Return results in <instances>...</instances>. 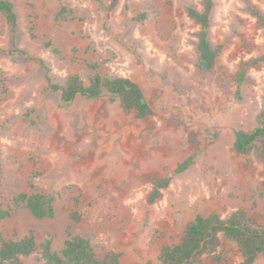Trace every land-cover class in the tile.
I'll list each match as a JSON object with an SVG mask.
<instances>
[{
    "label": "rangeland",
    "instance_id": "374dc122",
    "mask_svg": "<svg viewBox=\"0 0 264 264\" xmlns=\"http://www.w3.org/2000/svg\"><path fill=\"white\" fill-rule=\"evenodd\" d=\"M10 1L17 29L0 13V49L14 39L61 85L75 73L87 83L92 63L103 75L130 77L152 113H126L106 93L66 103L38 61L0 54V209L12 212L0 219L4 238L32 231L59 251L71 224L99 258L114 251L121 264H159L161 247L177 244L197 214L226 218L243 208L264 224V163L233 147L237 129L264 121V27L249 10L264 13V0H214L210 40L222 49L212 74L196 67L199 26L187 12L200 0ZM252 58L237 86L238 69ZM169 176L148 202L153 179ZM21 191L53 195L55 216L33 217L14 200ZM240 260L237 244L221 235L200 264ZM23 262L45 264L38 250ZM254 264H264V254Z\"/></svg>",
    "mask_w": 264,
    "mask_h": 264
},
{
    "label": "trees",
    "instance_id": "16d2710c",
    "mask_svg": "<svg viewBox=\"0 0 264 264\" xmlns=\"http://www.w3.org/2000/svg\"><path fill=\"white\" fill-rule=\"evenodd\" d=\"M214 8V0H200V8L191 6L187 12L191 19L199 26L196 34L195 52L196 67L204 74L214 72L215 63L222 46L213 44L210 40V19ZM249 10L256 17L259 25L264 27V13L250 5ZM66 8L63 7L58 17L63 16ZM0 13L14 34L17 29L18 12L10 0H0ZM144 14L133 17L141 20ZM50 45L49 42L46 43ZM56 50V49H53ZM0 54L14 56L21 61H38L45 71V79L53 90L60 91L61 100L71 102L76 97L88 99L107 94L111 101L118 100L124 112L133 111L138 118L147 117L152 113L140 85L130 77L107 76L96 70L97 64H88L92 70L85 83L78 74H71L64 84L52 81L48 66L40 59L31 55L25 49L18 47L13 39L7 50L0 49ZM258 59H248L236 73L237 86L246 78L247 68L256 64ZM233 147L238 153L253 152L256 158L264 163V121L259 122L252 130L237 129L234 133ZM194 162V157H188L179 163L174 173H180ZM171 181V177L153 179V188L148 196V202L156 201ZM15 202L22 204L29 213L37 218H53L55 216L54 196L42 192L21 191L15 196ZM10 209H0V219L10 217ZM73 221L79 220V215H72ZM71 224L67 225L68 238L59 251L52 248L51 239L38 243L32 231L19 239L4 238L0 234V264H25L23 258L35 251H39L40 259L45 264H121L120 254L111 251L102 258L97 257L90 240L78 234L71 233ZM221 235L237 244L241 260L236 264H254L258 255L264 254V224L252 219L248 212L239 208L228 217L222 218L219 214H197L190 220L177 244L164 245L158 255L159 264H200L204 253H211L221 245Z\"/></svg>",
    "mask_w": 264,
    "mask_h": 264
}]
</instances>
